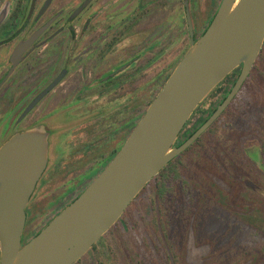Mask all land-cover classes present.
<instances>
[{
	"label": "flooded vegetation",
	"instance_id": "af4514ba",
	"mask_svg": "<svg viewBox=\"0 0 264 264\" xmlns=\"http://www.w3.org/2000/svg\"><path fill=\"white\" fill-rule=\"evenodd\" d=\"M46 1H10L0 17V147L19 133L39 132L47 140L48 162L36 188L46 173L60 168L59 157L64 154L71 171L89 163L84 173L69 179L72 188L88 181L87 187L137 125L138 92L153 91L155 64L167 60L163 70L156 72L159 83L168 73L173 29L165 22V0H114L112 5L90 0L85 6L86 0L77 4L51 0L42 11ZM105 10L104 18L98 19ZM13 16L16 19L11 20ZM7 23L12 24L9 31ZM48 24L26 49L16 51ZM202 33L196 32L195 38ZM210 98L209 93L196 109L210 107H204ZM83 174L87 175L83 178ZM35 192L26 207V226ZM127 211L117 221L124 229ZM104 236L86 253L95 250L99 262L97 244ZM31 238L23 236V244Z\"/></svg>",
	"mask_w": 264,
	"mask_h": 264
},
{
	"label": "rangeland",
	"instance_id": "374dc122",
	"mask_svg": "<svg viewBox=\"0 0 264 264\" xmlns=\"http://www.w3.org/2000/svg\"><path fill=\"white\" fill-rule=\"evenodd\" d=\"M74 1L77 4L82 0ZM221 1L189 0L196 32L202 33L205 23L210 24ZM185 2L163 1L168 11L165 22L173 29L167 57L170 66L159 83L156 72L163 70L167 60L155 64L153 91L138 92L139 120L191 46ZM106 12H100L97 18L103 19ZM213 102L211 97L204 107ZM59 158L60 168L46 173L35 189L32 214L23 232L26 239L35 236L86 188L88 181L72 188L69 179L84 173L89 163L77 172L70 170L66 154ZM171 167L180 177L171 182L165 197L158 194L157 175L128 207L127 229L118 222L97 244L101 262L94 250L76 264H264V48L228 111ZM171 167L169 174L173 173ZM207 175L232 191L229 206L211 196L217 192ZM224 177L240 182L260 205L238 197Z\"/></svg>",
	"mask_w": 264,
	"mask_h": 264
},
{
	"label": "water",
	"instance_id": "95a60500",
	"mask_svg": "<svg viewBox=\"0 0 264 264\" xmlns=\"http://www.w3.org/2000/svg\"><path fill=\"white\" fill-rule=\"evenodd\" d=\"M185 7L189 50L110 163L25 244L26 207L47 166V140L32 131L19 133L0 147V264L77 262L117 223L144 187L198 140L235 99L264 45V0H222L198 39L189 0ZM44 28L16 51L26 49ZM238 67L240 73L227 96L176 145L198 105Z\"/></svg>",
	"mask_w": 264,
	"mask_h": 264
},
{
	"label": "trees",
	"instance_id": "16d2710c",
	"mask_svg": "<svg viewBox=\"0 0 264 264\" xmlns=\"http://www.w3.org/2000/svg\"><path fill=\"white\" fill-rule=\"evenodd\" d=\"M9 0H0V6L6 2H8ZM18 3L22 4L24 3V0H19ZM219 8V7H218ZM218 10V9H217ZM216 11V10H215ZM214 11V13H215ZM217 12V11H216ZM192 13V12H191ZM213 13V16L214 17V14ZM211 17V18H212ZM11 20H14L16 19V16H13L10 18ZM5 28L6 30L9 31V29H12V24L11 23H7L5 25ZM204 29V28H203ZM206 30V26H205V29L204 31ZM197 29L195 30V33H196ZM203 32V30H202ZM203 34V33H202ZM196 36V35H195ZM200 37V36H199ZM198 37V38H199ZM197 38V39H198ZM263 51V50H262ZM262 54V53H261ZM260 54V55H261ZM240 69L241 68H236L234 71H232L229 75H227L211 92H210V97H213L214 99V102L211 104L210 107L206 108L205 110H199V109H196V111H194V113L192 114L191 118L189 119V121L186 123L184 129L182 130V132L180 133L179 135V138L176 142V145H180L184 140H186L200 125H202L206 120L207 118L211 115V113L216 109L217 105L219 103L222 102V100L227 96V94L229 93V91L231 90L232 88V85L235 83L236 79H237V76L240 72ZM229 107L225 109L224 113H226L228 111ZM197 113H200L198 117H196ZM223 113V114H224ZM222 114V115H223ZM190 124H192L191 126H189ZM214 125V124H213ZM212 125V126H213ZM212 126H210L206 131H209ZM203 135V134H202ZM202 135L199 137V139L202 137ZM198 139V140H199ZM196 140L186 151H184L183 153H181L179 156L175 157L173 160H171L169 162V164L160 172V174H158V179H159V183H158V187H157V191H158V194L162 197H165L167 191L171 188V182H173L174 180H177L180 176H179V171L177 172V169L175 167H171L172 165H174V163L176 162L177 159H179V157L183 154H185L187 151H189L193 145L196 144V142L198 141ZM171 167V174H169L168 170L170 169ZM208 177V181L211 182V185L213 186V188L215 189V191L217 193H212V197H214L218 203L220 204H223L225 206H229L228 205V201L229 200H232L233 196L231 195V192L230 190H227L225 187H222L220 184H218L216 181H214L209 175H207ZM224 179L227 181V183L230 185V187L233 188V192L238 196L240 197L242 200H246V201H251L253 200L254 202L257 203V205L259 206L260 205V200L258 199H254L253 197H251V193L249 192V190L245 187H242L240 182L234 180V179H231V178H227V177H224ZM149 184V183H148ZM187 188V187H185ZM81 193V192H80ZM79 194H77L76 197H78ZM73 198L70 203L75 199ZM69 204V203H68ZM66 204L65 207L68 205ZM257 206V207H258ZM64 207V208H65ZM63 208V209H64ZM62 209V210H63ZM61 210V211H62ZM61 211H58V213H60ZM56 214V215H57ZM55 215V216H56ZM54 216V217H55ZM251 216V215H250ZM53 217V218H54ZM52 218V219H53ZM50 219L48 221V223L52 220ZM47 223V224H48ZM46 224V225H47ZM43 228V227H42Z\"/></svg>",
	"mask_w": 264,
	"mask_h": 264
},
{
	"label": "built area",
	"instance_id": "2783aa9c",
	"mask_svg": "<svg viewBox=\"0 0 264 264\" xmlns=\"http://www.w3.org/2000/svg\"><path fill=\"white\" fill-rule=\"evenodd\" d=\"M1 250H2V241L0 239V258H1Z\"/></svg>",
	"mask_w": 264,
	"mask_h": 264
}]
</instances>
